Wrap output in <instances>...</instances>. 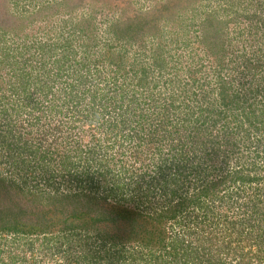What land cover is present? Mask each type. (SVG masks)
<instances>
[{"label": "rangeland", "instance_id": "rangeland-1", "mask_svg": "<svg viewBox=\"0 0 264 264\" xmlns=\"http://www.w3.org/2000/svg\"><path fill=\"white\" fill-rule=\"evenodd\" d=\"M160 168L174 201L255 177L167 225L188 244L211 238L221 262L264 264L245 237L224 243L225 213L245 219L255 197L264 213V0H0V264H68L84 247L101 263L125 214L128 245L143 243L137 212L171 202L151 182ZM119 177L134 187L112 208L96 195Z\"/></svg>", "mask_w": 264, "mask_h": 264}, {"label": "trees", "instance_id": "trees-1", "mask_svg": "<svg viewBox=\"0 0 264 264\" xmlns=\"http://www.w3.org/2000/svg\"><path fill=\"white\" fill-rule=\"evenodd\" d=\"M120 36L121 35L118 34V38ZM159 170L160 176L153 178L151 182H153L156 186L159 185V188L162 189L161 195L166 200H171V202L167 203L163 207V211H158L159 213L155 212L154 214L147 215L145 211L139 210V212H137L136 215H138L142 219L141 223H138V225L140 226V230L143 232V243L137 242V245H128V243L135 241V237L132 236V234H134V231L136 229H134L131 219L128 220L129 217L125 214L119 220V222L121 223V227L117 228L116 232H113L110 235H106V237L103 236L104 239H101L102 243L100 246L102 248L101 253H103V256H101V263H99L100 261L97 260L96 255L93 253L95 248L93 249L92 247H88L87 249H85L84 247L83 255H73V257H70V259L67 258L68 264H186L189 260H193L194 264H248L245 262V259L246 261H248V259L244 258V254H242V257L244 259L243 261H232V263L221 262L219 259L220 255L217 253H213L214 248L216 247V243L209 244L211 238L208 240V238H205L203 236L200 244H195L194 242L193 244H188V241L182 242L184 240L181 237H172L173 233L172 230H169L167 220L171 221L176 219L179 214H182L189 208H194L198 203L203 204L204 207L202 209V212L205 213L209 209V207L218 199L220 201L221 198H224L223 201H226L227 198L232 199L233 196L231 195V191L234 190L230 187L232 185V180L234 185L240 183L245 184V180L254 181L255 177L244 175L242 171L236 170L235 172L229 173L225 177H222L224 178V180L221 178L219 180H213L212 182L208 181L206 183H203L202 186H198L196 188V190L198 191L193 196L186 197L185 199L180 197L174 201L171 194H174L176 198L178 194L176 195L175 193L177 192H175V190H169V188H166L169 182H172V175L169 172H166L164 168H160ZM140 178H142V176H140ZM228 179H231L229 180L231 185L225 186V189L221 190L219 186L223 183V181L224 184L227 185ZM139 181L141 182V180ZM96 183L99 187H102L100 185L99 178ZM133 183L134 180H129L127 177H119V180L114 182L113 185L109 186L107 189L103 188V197L99 195H96V197L98 198V200H103L106 205H110V207L114 208V205H119L121 203L123 204L125 200H123V198L120 196H124V194L121 193L126 188L129 191ZM255 190H259L258 185L256 186ZM118 191H121V193L118 194ZM211 191H216L217 195L212 193ZM203 193H205V195H202ZM93 194L95 195V193ZM80 195L85 196L84 198L89 202L97 201L96 198L91 197L89 194L85 193H81L73 197H81ZM85 199H83V202H85ZM186 199L193 203L190 206L184 207ZM81 200L82 199H78L75 202V206L79 205L78 209H83L84 207V205L80 202ZM253 200L254 203H252V205L248 206L247 208L248 210H253L254 214H245V219L239 216H230L229 214L225 213L224 222L227 224V230L229 231L228 236L230 237L228 241H224V243H226V248L232 249L231 246L233 242L239 244V242H241L242 240L237 238L236 236L240 235L242 237H245L244 241H247L249 244H251L254 249L263 252L264 249H261V245H259L257 241L260 235L256 234L254 228H257V230L259 231L261 222L260 218L262 217V215H264V213H262V210L258 205L259 200L257 199V197H255ZM73 210L76 211V208H74ZM114 213H116L114 210L110 211V215L112 218L111 220H114L112 215H118L117 213ZM106 215L108 214L104 212L101 214V216L99 215V217L102 219ZM197 217L200 218V216ZM33 218L34 217L32 216V219ZM147 218H152L151 220L153 221V223H155L154 227L151 226V228L148 229L147 223H149V220ZM189 218L190 215L188 216V219ZM203 219L204 220L201 219V223H207L210 221V224L212 226H221L218 217L212 218V216H208L207 214H205ZM248 225H250V227L247 231L246 227ZM251 227L252 231H250ZM70 229L71 231H76L75 227H71ZM12 230L14 229L10 228V231ZM259 232L260 234L262 233V231ZM126 233H128L129 237L125 239ZM99 237L101 238V236ZM180 244H182V248ZM130 247L133 248L131 249ZM145 247H148L146 249L147 251L144 250ZM256 250L254 252H256ZM148 256H150L149 259ZM165 256H169L168 258H170L169 260L172 263H167L166 261H164L166 258ZM216 257H218V259H215Z\"/></svg>", "mask_w": 264, "mask_h": 264}]
</instances>
